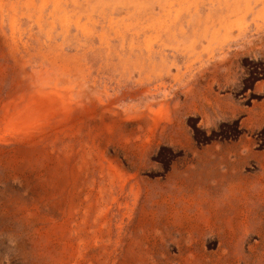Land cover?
<instances>
[{"label":"rangeland","instance_id":"rangeland-1","mask_svg":"<svg viewBox=\"0 0 264 264\" xmlns=\"http://www.w3.org/2000/svg\"><path fill=\"white\" fill-rule=\"evenodd\" d=\"M0 264H264V0H0Z\"/></svg>","mask_w":264,"mask_h":264},{"label":"crops","instance_id":"crops-1","mask_svg":"<svg viewBox=\"0 0 264 264\" xmlns=\"http://www.w3.org/2000/svg\"><path fill=\"white\" fill-rule=\"evenodd\" d=\"M230 152H234L235 153V156H239V152L237 151V149H234V150H229V153ZM229 153H227V154H225V155H223L221 158H219V157H217V159H216V162L217 163H221V164H224V165H232L233 164V160H231L228 156H229ZM241 159V158H240ZM207 160V162L206 163H208L209 164V166H211L210 164H212L213 162L215 163V161H213V160H210V159H206ZM215 165V164H214ZM220 165V164H219ZM213 166V165H212ZM218 167V166H217ZM233 167V166H232Z\"/></svg>","mask_w":264,"mask_h":264}]
</instances>
